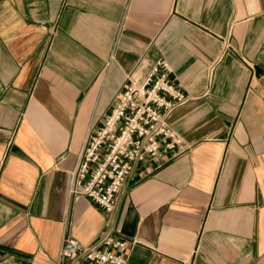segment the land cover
<instances>
[{"label":"crops","instance_id":"1","mask_svg":"<svg viewBox=\"0 0 264 264\" xmlns=\"http://www.w3.org/2000/svg\"><path fill=\"white\" fill-rule=\"evenodd\" d=\"M157 58L189 97L166 117L182 145L135 161L106 213L70 173ZM103 231L125 264H264V0H0V264Z\"/></svg>","mask_w":264,"mask_h":264},{"label":"built area","instance_id":"2","mask_svg":"<svg viewBox=\"0 0 264 264\" xmlns=\"http://www.w3.org/2000/svg\"><path fill=\"white\" fill-rule=\"evenodd\" d=\"M169 63L157 58L138 81L128 76L109 111L88 130L70 173L69 194L109 213L135 161L178 150L181 138L167 125L172 109L185 103L168 78ZM127 241L103 231L88 244L63 237L55 264H125Z\"/></svg>","mask_w":264,"mask_h":264}]
</instances>
